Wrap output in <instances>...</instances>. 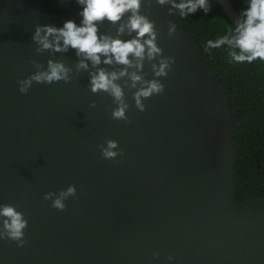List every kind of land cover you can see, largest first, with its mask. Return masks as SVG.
Wrapping results in <instances>:
<instances>
[{
  "label": "water",
  "instance_id": "95a60500",
  "mask_svg": "<svg viewBox=\"0 0 264 264\" xmlns=\"http://www.w3.org/2000/svg\"><path fill=\"white\" fill-rule=\"evenodd\" d=\"M218 2L235 27L239 11L231 0ZM82 7L0 0V203L28 221L23 246L0 239V264H264V198L235 201L234 134L246 120L237 122L222 78L170 3L141 0L162 52L145 56L139 69L105 64L103 56L78 68L85 58L72 47L37 51L38 26L79 24ZM129 14L97 21L98 33L135 37L117 31ZM161 57L169 65L156 76ZM49 60L63 62L70 78L33 82L21 93L18 80ZM100 68L137 71L163 91L144 98L141 111L134 98L141 81L119 77L127 119H114L117 102L90 87ZM108 139L118 154L106 159L100 146ZM69 184L76 193L64 209L44 199Z\"/></svg>",
  "mask_w": 264,
  "mask_h": 264
},
{
  "label": "clouds",
  "instance_id": "9594fccd",
  "mask_svg": "<svg viewBox=\"0 0 264 264\" xmlns=\"http://www.w3.org/2000/svg\"><path fill=\"white\" fill-rule=\"evenodd\" d=\"M166 2H170L171 10L179 17L188 16L198 9H203L207 13L210 7L208 0H158L161 4ZM78 3L83 6L79 13L81 16L79 24L69 19L60 27L43 25L35 29L32 39L39 45L37 51L48 48L63 51L72 47L77 55L85 58L80 60L78 68H87V60H90L92 65H98L102 62L103 56L105 64L134 65L136 69L143 66L142 61L145 56L152 59L162 52L156 42L157 34L153 22L139 12L141 0H78ZM125 12L130 14L126 21L119 25L117 31L123 33L125 29L129 32L135 30V37L125 40L119 36L112 37L98 33L97 21L107 19L116 22L121 20ZM240 16L233 29L219 35L216 39H208L205 47L220 49L222 45H226L225 51L232 63L250 64L257 59L264 62V0H246V7L242 9ZM146 33L147 36H145ZM130 54L135 60L130 59ZM168 65L169 60L161 57L159 65H152L155 75H165ZM36 67L37 71L18 80L21 93L27 92L33 82L52 83L58 80L67 81L70 78L69 69L61 61L49 60L47 68H41L38 64ZM126 74L133 86L137 81H141L142 86L134 93L135 104L141 111L145 108L142 100L153 93L162 92L164 88L159 80L145 81L140 73L128 72L127 68L119 72L97 69L90 76L91 90L106 91L114 98L118 104L111 113L114 119H127L124 93L122 87L116 82L119 77ZM117 143L115 140L108 139L105 145L100 146L101 153L106 159L117 156ZM75 193L76 186L69 184L58 194L52 191L46 192L44 199H51L52 207L62 210L65 208L66 198ZM27 223L23 212L14 204L0 203V239L14 240L18 247L23 246L25 244L24 229Z\"/></svg>",
  "mask_w": 264,
  "mask_h": 264
},
{
  "label": "trees",
  "instance_id": "16d2710c",
  "mask_svg": "<svg viewBox=\"0 0 264 264\" xmlns=\"http://www.w3.org/2000/svg\"><path fill=\"white\" fill-rule=\"evenodd\" d=\"M231 2L239 13L246 7V0ZM208 3L207 13L198 9L185 17L175 14L202 49L209 67L222 78L237 122L246 120L234 134L238 151L235 201L264 198V62L257 59L250 64L232 63L225 51L226 45L220 49L205 47L208 39H216L234 28L218 0H208Z\"/></svg>",
  "mask_w": 264,
  "mask_h": 264
}]
</instances>
